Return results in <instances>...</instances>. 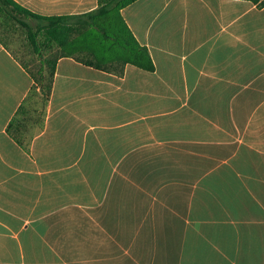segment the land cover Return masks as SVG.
<instances>
[{"label": "crops", "instance_id": "0c3cea01", "mask_svg": "<svg viewBox=\"0 0 264 264\" xmlns=\"http://www.w3.org/2000/svg\"><path fill=\"white\" fill-rule=\"evenodd\" d=\"M260 1L134 0L155 69L60 56L25 146L8 125L34 78L0 40V264H264Z\"/></svg>", "mask_w": 264, "mask_h": 264}, {"label": "trees", "instance_id": "16d2710c", "mask_svg": "<svg viewBox=\"0 0 264 264\" xmlns=\"http://www.w3.org/2000/svg\"><path fill=\"white\" fill-rule=\"evenodd\" d=\"M133 1L98 0V6L88 12L45 16L16 0H0V40L7 46L1 31L6 33L12 25H17L24 30L39 58L35 70L19 58L34 78L30 92L8 125V132L20 144L25 143L24 132L28 130L30 113L39 108V102L43 104L41 127L44 124L56 60L60 56H73L87 65L117 74L123 73L127 63L150 71L155 69L147 46L138 41L121 13L122 8ZM44 50L53 51L52 57H46ZM47 68L48 74L45 73Z\"/></svg>", "mask_w": 264, "mask_h": 264}, {"label": "rangeland", "instance_id": "374dc122", "mask_svg": "<svg viewBox=\"0 0 264 264\" xmlns=\"http://www.w3.org/2000/svg\"><path fill=\"white\" fill-rule=\"evenodd\" d=\"M10 28L11 30L7 31L6 33H3V31H1L2 36L8 43L7 46L14 51L18 58L22 59L23 61H26L29 64L30 68L35 70L39 64V58L37 54L33 52L24 30L17 25H12ZM52 52L51 50H44V55L46 57H52ZM48 70V68L45 70L46 74H48ZM41 105L42 103L39 102L38 106L41 107ZM34 117L37 118L38 113H35ZM34 124L38 125V123L32 120L31 125Z\"/></svg>", "mask_w": 264, "mask_h": 264}]
</instances>
